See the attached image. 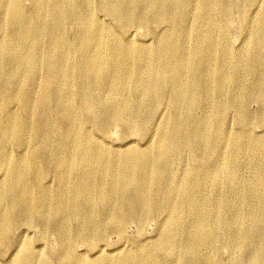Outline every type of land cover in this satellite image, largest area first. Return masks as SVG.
Here are the masks:
<instances>
[{
	"label": "bare ground",
	"instance_id": "obj_1",
	"mask_svg": "<svg viewBox=\"0 0 264 264\" xmlns=\"http://www.w3.org/2000/svg\"><path fill=\"white\" fill-rule=\"evenodd\" d=\"M259 1L0 0V264H225L220 249L234 264H264V162L248 150L258 142L230 145L223 128L228 111L246 126L252 102L264 117V12L250 18ZM235 5L249 21L243 52L224 30ZM135 27L148 44L132 41ZM112 127L147 140L112 147ZM181 147L204 165L243 152L247 193L202 197L203 163L178 172ZM228 169L206 173L238 185ZM147 220L154 245L141 236ZM108 233L129 246L104 252ZM49 238L54 249L38 255Z\"/></svg>",
	"mask_w": 264,
	"mask_h": 264
},
{
	"label": "rangeland",
	"instance_id": "obj_2",
	"mask_svg": "<svg viewBox=\"0 0 264 264\" xmlns=\"http://www.w3.org/2000/svg\"><path fill=\"white\" fill-rule=\"evenodd\" d=\"M253 7L250 9V11L252 13L251 14V17H250V18H252L251 20H254V19H257L258 17H261L260 15L264 12V4L261 1H259L258 4L255 5V6H253ZM192 12L195 13V11H192ZM101 18L103 20H105V22L107 21V19H104L103 16H101ZM248 22H249L248 20H244L242 18L241 8L235 5V6L231 7L228 21L225 23V26H224V30H225L226 34L229 35V37H228V35L226 36V40L229 43L232 42L230 44L232 46H234L236 49H238V50H240L242 52L244 51L245 44L247 42V32H246V30L248 28ZM149 30L151 32H153V33H155V31L158 32L157 28L154 25L151 28H149ZM239 31H241V32H239ZM129 35L131 36L132 41H134L135 43L144 42V43H147L148 44V42H150V38L146 36L145 28H136L135 27L134 29L131 30V32H129ZM238 36H239V38H237ZM144 37H146V38H144ZM234 40H236V41H234ZM240 43H241V45H240ZM252 77L253 76H249L248 79H247L248 81L246 80V83H247L246 86L248 85L247 86V89H249L253 85V83H254L253 81H255L254 77L253 78ZM260 81L261 80H259V82ZM262 83L264 84V81ZM170 109H172V104H170V102L163 103L159 108H157V112H156L157 116H156V118H155L154 121L155 122H157V121L159 122L161 120L160 115L163 114L164 112H167ZM258 110H259V106L257 105V103H253L252 102V103H249L248 104V107L246 108V113L249 114V115L247 114V116H248V124L246 125L247 127L246 126L243 127V125L239 124L238 123V120L236 119L235 114L233 112H231V111H228V115H227V118L228 119L226 118L224 120L223 128H224L226 134L229 137V143H230V145L233 142H238L241 145L245 143L247 145V143H249V140H251V139L253 141H257L258 142V146L257 147H259V148L255 147L253 149H248V150L250 152L252 150L251 153L253 154V156H255L257 159H260L261 161L264 162V151H263L264 150V145H263L264 144V133H263L264 132V117L261 119V118H259L258 115L256 116V114H258L257 113ZM255 118L256 119L258 118V119L256 120ZM258 120H260V121L262 120V121L260 122ZM260 124H261V126H260ZM233 125L236 126V127H234ZM260 127H261V129H260ZM243 129H245V130H243ZM236 131H237V133H236ZM243 132H244V134L248 133L249 136H250V139L244 138V134H242ZM108 133L109 134H107L106 137H105V142H107L112 147H117V148L118 147L119 148H123V147L129 146V145H130V147H138V144H142V143H144L147 140V136L145 137L144 141H142L143 139L142 140H139L140 138L139 137H136V136H129V137L125 138L123 136L122 132L119 130V128H116V127L110 128L109 131H108ZM155 140H156V136L152 137V139H150L151 144H153L155 142ZM187 148L188 147H181L180 148V150H179L180 151L179 152L180 154H179V157H178V160H177V165L178 166L176 168H177V171L179 172V171L183 170L184 168H189V167L198 166V165L200 166L203 163L202 164V167H201L202 169L200 170V172L197 175V179L200 180V181L198 180V183L200 182L199 183L200 195L202 197L209 198L210 196H213L214 195V197L217 198V199L218 198H221V199H224L225 201H229L230 203H233L239 194H241V193L242 194H246L247 193V183L249 182V180L251 178V170H250V167L248 166L249 165V162H247L248 161V157L245 156L243 152L242 153H238L236 155V157L233 159V161L231 162L228 159V156L226 155V153H229V150H228L229 148H227V152L225 151L226 153H224L223 151H220L218 153L219 156L217 155L218 156V159H217V157L215 158L216 161H214V160L205 161V165H204V161H203L202 157L199 154H197L195 156L194 155L192 156L191 150L189 148L188 149ZM255 149H257V152L258 153H259V150H260L259 155L256 154L257 152H256ZM223 154H225V157H224L225 159L222 158L223 157ZM243 156H245L246 158L243 157ZM200 160H201V162H200ZM222 160H225V161L222 162ZM241 160H243V161H241ZM215 164H217L219 167H222V168L229 167V169H228V173L229 174H227V175L230 176V174H231L232 176H234L235 178H237L239 184L238 185L232 184V186H233L232 187L231 184L226 181L225 173L221 176L220 180H218V182L216 184H213L211 182L210 177H208L206 171L208 169H211V167L214 166ZM201 171H203L204 173H202ZM243 171L246 172V173L243 174L244 173ZM221 179H222V181H221ZM202 182L203 183L205 182L204 183L205 185ZM221 185H222V187H221ZM244 185H246V186H244ZM213 186H214L215 189L212 188ZM226 187H227V189H225ZM203 193L205 194V196H204ZM230 195H232V196H230ZM227 196H228V198H227ZM254 201H256V198H254ZM246 212H247V210H246V208H244L243 211L241 212L242 217H245L246 216V214H247ZM229 216L231 217L232 220H230V217ZM234 218H235V214L233 212H229V214H227V215L224 216L223 223H225V224L228 223L227 225H231L234 222ZM30 235H31V237L33 239H36V237L38 236V230H33L32 232H30ZM126 235H127V237L129 239H136L137 237L140 236V235L139 236L137 235L134 226L131 225V224L127 225V227H126ZM141 236L145 237V238H142V239H145L147 243H149L151 245L152 244L153 245L155 244V242L157 241V238H158V231H157V229L155 227V222L153 220H147L146 221ZM107 239L108 240H106V246L104 247L105 249L103 250L106 253L107 252H112V251L114 253H119L121 249H123V248L125 249V248H127L129 246V245H126L123 242H121V240L117 237V235H115L113 233H108L107 234ZM46 243H45V246L43 247L44 249L42 248V245H40V243H35V247L37 249L42 248V251H40V252L37 253L38 255H43L44 253L46 255H48L47 247L54 249L55 245H54V243H53V241H52L51 238H49V240ZM263 249H264V246H261L260 251H262V253L264 254V250ZM78 251H80V253H87V249L86 248H83V247H78ZM229 251L230 250H227L226 251V250L220 249L218 251V253H217V258L220 261H222L223 263H225V264H230V263L231 264H234V261L230 259V254H229L230 252ZM98 253H99V248L96 249V252H95V254L92 257L97 256ZM89 254H91V253H89ZM45 258L46 257L44 255L43 260H46Z\"/></svg>",
	"mask_w": 264,
	"mask_h": 264
}]
</instances>
